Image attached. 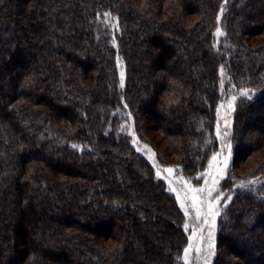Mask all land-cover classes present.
<instances>
[{"label":"trees","instance_id":"16d2710c","mask_svg":"<svg viewBox=\"0 0 264 264\" xmlns=\"http://www.w3.org/2000/svg\"><path fill=\"white\" fill-rule=\"evenodd\" d=\"M222 65L247 94L212 264H264V180L231 188L264 176V0H0V264H183L185 211L120 110L195 184Z\"/></svg>","mask_w":264,"mask_h":264},{"label":"rangeland","instance_id":"374dc122","mask_svg":"<svg viewBox=\"0 0 264 264\" xmlns=\"http://www.w3.org/2000/svg\"><path fill=\"white\" fill-rule=\"evenodd\" d=\"M107 26H109L110 30L114 34L115 31L118 29V23L116 17L113 15L111 18L107 19ZM220 30L222 33L221 35H218V39L223 35L222 28L218 27L217 30ZM216 30V32H217ZM116 40V39H115ZM114 40V41H115ZM123 60L121 57L118 58V64L120 67V75L122 81L125 79V72L123 70ZM221 71V89H222V96L220 100L217 103V125H216V132L218 134L219 138V144L218 148L216 149V153H222L220 157H218V160H223L224 157H228V166L229 161L233 157V149L230 150L226 147L227 144H231L230 138H231V130L234 122V115L236 111V102L237 98L241 92L245 93L246 90H238L234 86L227 87L228 84V77L226 74L225 66L222 65L220 68ZM121 81V82H122ZM123 84V82H122ZM120 115L122 116L123 120L121 122L122 128L127 131H129L132 135L134 140L136 141L137 148L145 153V155L152 161V163L155 166L156 173L159 177H162L166 179L169 189L175 193L177 200L179 204L181 205V202L184 203V207L188 209L186 214V220H187V227L189 229V236L187 244L184 248L182 257H183V264H212L213 257L216 253V223L218 221V215L215 217V225L214 228L212 226V217L211 215L205 217L203 214L208 212L209 210V203L210 200L211 203L215 206L213 208V211H218L219 213V207L225 197L227 196V193L230 189L229 186H226L225 180L228 175L229 168L225 170L226 174L223 177H220L216 175V169L210 168V164L207 167V170L205 174L203 175L202 179L197 180L194 184L189 178L182 177L177 172L175 165H169V164H162L158 157L157 153L154 147H152L151 144L147 143L146 140L142 139L137 135L136 133V126L134 123L133 116L128 110V108L124 105L123 108L120 110ZM149 136L154 137L152 131H147ZM155 138V137H154ZM165 143V142H162ZM163 146L165 144H162ZM147 146V147H145ZM213 156V155H212ZM264 158V150L258 152L254 157L253 160H261ZM175 159V157L170 158V160ZM252 160V161H253ZM212 161V159H211ZM210 161V162H211ZM222 166V165H221ZM241 172L246 171L248 167V162L244 164H240ZM167 168H173L174 171L172 173H168L166 171ZM208 173H211V175H208ZM215 176V179L218 181L217 184L212 183V177ZM264 180V176L252 178V179H239L234 182V184L231 186L235 187H241L240 185L243 183L247 185L246 187H252L255 185H258L260 182ZM171 181V183H169ZM251 181H254V183H249ZM186 182V183H184ZM212 189L211 196L209 197L207 195L208 189ZM172 189H175L173 191ZM192 189H203L204 191L195 193L191 191ZM219 194V195H218ZM195 195L197 196V201L195 202V205L193 204L191 197ZM218 199V203H217ZM184 209V208H183ZM185 211V210H184ZM197 211H199L200 215H197ZM211 231V242L213 244L212 248V256L210 260H206L209 248V232ZM189 245H192V248L187 253V259H185V249L189 248ZM196 249H199L197 251Z\"/></svg>","mask_w":264,"mask_h":264},{"label":"snow or ice","instance_id":"6c2138e0","mask_svg":"<svg viewBox=\"0 0 264 264\" xmlns=\"http://www.w3.org/2000/svg\"><path fill=\"white\" fill-rule=\"evenodd\" d=\"M221 34H222V33H221L220 30L218 29V30H217V35H221ZM246 94H247V93H245V95H246ZM218 134H219V133H218ZM133 143H136V141L134 140ZM73 147H76V146L74 145ZM145 147H147V146H145ZM226 147L230 150V149H231V144H227ZM221 155H222V153H216V154L213 155V157H212V161L210 162V168H215V169H216V175H218V176H220V177H223V176L226 174L225 170H226L227 167H228V159H229V158H228V157H224L222 161H221V160H218V157H220ZM221 165H222V166H221ZM166 171H167L168 173H172V172L174 171V169H173V168H167ZM202 175H204V174H202ZM208 175H211V173H208ZM169 183H171V181H169ZM184 183H186V182H184ZM212 183H213V184H217V183H218V181L215 179V176L212 177ZM249 183H254V181H251V182H249ZM240 186H241V187H246L247 185H245V184L242 183ZM172 190L175 191V189H172ZM191 191H193V192H195V193H199V192H202V191H204V190H203V189H192ZM211 192H212V189H211V188L208 189L207 195H208L209 197L211 196ZM218 195H219V194H218ZM197 199H198V198H197V196H195V195H193V196L191 197V200H192V202H193L194 205H195V202L197 201ZM218 202H219V201H218V199H217V203H218ZM208 203H209V210H208V212L204 213L203 215H204L205 217L211 215V217H212V226H213V228H214V225H215V217H216V215H218L219 213H218V211H213V208H214L215 206L211 203L210 200L208 201ZM181 207L184 208L185 212L188 211V209L184 207V203H183V202H181ZM197 215H200L199 211H197ZM211 235H212V233H211V231H210V232H209V245H208L209 251H208V254H207L206 260H210L212 254H213V253H212L213 244H212V242H211ZM191 248H192V245H189V248H188V249H185V259H187V253H188V251H189ZM196 250L199 251V249H196Z\"/></svg>","mask_w":264,"mask_h":264}]
</instances>
